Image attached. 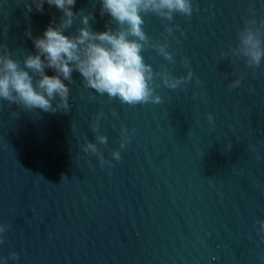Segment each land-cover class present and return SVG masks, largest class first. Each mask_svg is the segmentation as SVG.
<instances>
[{"label":"water","instance_id":"1","mask_svg":"<svg viewBox=\"0 0 264 264\" xmlns=\"http://www.w3.org/2000/svg\"><path fill=\"white\" fill-rule=\"evenodd\" d=\"M73 13L67 34L84 26L83 15L94 31L121 27L101 14V0H76ZM62 17L46 0L42 10L0 0V56L23 67L34 38ZM251 20L264 39V0H193L190 16L171 21L145 13V61L155 73L192 71L176 88L154 76L158 103L96 93L75 68L67 110L0 99L6 264H264V59L253 70L232 51ZM165 42L171 61L158 51ZM86 141L110 163L85 152Z\"/></svg>","mask_w":264,"mask_h":264},{"label":"clouds","instance_id":"2","mask_svg":"<svg viewBox=\"0 0 264 264\" xmlns=\"http://www.w3.org/2000/svg\"><path fill=\"white\" fill-rule=\"evenodd\" d=\"M46 2L62 10L61 22L59 25L50 22L43 34L34 38L37 52L24 59L23 67L10 56H0V99L17 102L30 110H67L69 87L65 81L70 79L75 68L83 77L85 85L96 93L106 94L128 105L149 101L158 103L161 96L153 87L154 76L161 75L162 83L168 88H176L192 76L191 69L187 77L173 76L167 70L155 73L153 66L145 61L142 50L148 41L143 28L145 13H155L169 21L177 13L190 16L193 0H101V14L106 12L121 27L116 31L109 28L94 31L88 27L89 16L83 15L81 19L84 26L75 35L67 34L64 29L72 23L76 0ZM33 3L37 10H42L45 0H33ZM261 23L264 24V21ZM254 25L255 20L246 21L245 27L239 32V43L232 50L233 54L245 57V63L253 70L264 59V39L261 29ZM167 31L171 32L172 28L169 27ZM158 51L169 61L173 59L166 42L158 46ZM184 62L187 64L186 59ZM45 67L54 71L49 74L45 72ZM31 73L38 74L39 79L34 81ZM240 82V77H237L229 86L235 87ZM56 98L58 102L54 105L52 101ZM102 114H97L93 131L99 128ZM208 120L211 122V114ZM121 131L126 133L120 141L122 148L129 137L125 129ZM96 139L103 144L107 137L97 135ZM83 150L97 154L102 162L110 163L104 160L97 143L86 141ZM112 156L119 160L120 151L114 149ZM259 224V230L264 232V220H260ZM7 228V224L0 222V241ZM17 256L14 251L10 253L11 258ZM6 261L7 258L0 255V264H6Z\"/></svg>","mask_w":264,"mask_h":264}]
</instances>
